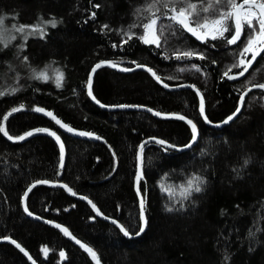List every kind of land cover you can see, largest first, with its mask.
<instances>
[{
	"label": "trees",
	"instance_id": "trees-1",
	"mask_svg": "<svg viewBox=\"0 0 264 264\" xmlns=\"http://www.w3.org/2000/svg\"><path fill=\"white\" fill-rule=\"evenodd\" d=\"M150 2L0 0V25L43 29V36L40 31L28 37L23 34L7 46L0 41V125L13 137L10 140L0 133V239L15 241L37 264L93 262L56 229L25 215L21 200L33 183H63L75 195L90 200L103 217L116 220L135 235L141 225L134 192L139 146L151 138L173 147L191 142V129L180 120L95 107L87 98L86 86L96 63L110 61L129 69L142 65L169 87H196L204 99L205 115L214 124L236 111L245 89L264 83V51L250 66L245 65L248 71L243 76L238 75L243 67H232L244 59L239 53L251 33L247 26L232 45L220 38L198 40L175 24L165 27L159 48L135 37L123 43L129 26L145 22L143 17L149 15L138 18L136 10ZM192 2L199 8V0ZM226 7L227 0H222L218 9ZM53 19L56 27L48 23ZM158 23L167 26L171 21ZM132 31L139 35L143 29ZM230 35L231 31L225 33ZM186 50L205 59L176 58ZM230 68L229 75L237 79L224 75ZM41 72L47 74L46 80L36 78ZM60 73L63 80L57 87L55 78ZM92 93L105 106H138L161 115H183L196 124L198 138L184 152L158 144L145 148L139 189L146 228L136 239H126L97 219L87 204L57 187L38 186L30 192L26 207L32 216L67 228L96 253L99 264H264L263 92L250 93L238 117L221 129L203 123L193 92H168L142 71L122 74L102 69L93 80ZM21 105L20 111L12 112ZM48 112L95 139L66 134ZM27 132L33 135L25 136ZM19 136L25 138L15 139ZM245 158H250L247 166ZM194 176L204 180L202 190L183 199L182 188ZM169 207L173 210L168 211ZM0 264L28 263L11 244L1 243Z\"/></svg>",
	"mask_w": 264,
	"mask_h": 264
},
{
	"label": "snow or ice",
	"instance_id": "snow-or-ice-1",
	"mask_svg": "<svg viewBox=\"0 0 264 264\" xmlns=\"http://www.w3.org/2000/svg\"><path fill=\"white\" fill-rule=\"evenodd\" d=\"M222 2V0H199V8L198 4L195 2H192V0H151L150 3H148L146 6L142 8H138L136 10L138 18L140 16H143V13H148V16H144L143 20L145 22H142L140 24H132L129 26V29L124 32V36L126 39H124L123 43H127L129 40L133 39V37L139 39L144 44H151L155 45L156 47H161V39L164 36L165 27L172 28V25H178L181 29L184 31H187L191 33L193 36H195L198 40L204 41L208 37H210L212 40H216L218 38L225 39V42L229 45L236 44L237 41L240 39L241 34L243 32L244 25H247V27L251 30L250 35L246 38V43L243 46L242 50L240 51L239 55L241 57H245L246 54L250 53L252 54L251 60L240 59L236 64L232 65L233 68L235 67H243V71H241L238 75L243 76L245 72L248 71V67L245 66L251 65L253 61L256 60V57L264 51V0H242V3L237 4L236 0H227V7L225 9H218L219 4ZM245 5L248 7L245 8ZM95 7L99 8V5H95ZM256 9H259V11H256ZM210 11H214L216 14L214 16L207 15ZM93 18L95 17V13L92 14ZM164 19H167L171 21L170 24L167 26L163 25L162 23H158ZM229 21H232V25L230 27ZM3 23V17H0V24ZM48 23L51 24L52 27H56L57 21L55 19L49 21ZM29 26L26 25H20L16 28V31L24 33L26 29H28ZM105 28L108 27V25H104ZM142 28L143 31L141 34L137 35L135 32L132 31L133 28ZM32 32L40 31L41 36H43V29L38 28H32ZM231 31V35L229 37H225V33H228ZM14 38V37H13ZM5 46H7L5 44ZM122 46V45H121ZM23 47V45H21ZM115 47V45H113ZM188 58L191 59L193 57H196L198 59H205V56L201 53H197L191 50H186L181 52H178L176 55L177 59L181 58ZM24 59H27L26 57ZM107 63L111 67H116L117 65L110 61H103L100 64L95 65V67L92 69V72L96 71V68L101 67V64ZM135 63V62H133ZM137 67H143L142 65H137ZM193 68H196L197 71H199V67L196 65L192 66ZM121 71H131L133 69L129 68H121ZM147 71H152L151 69H146ZM183 70V69H181ZM231 71V68L228 69L224 73L225 76H227L228 79L234 80L237 79L238 76L235 75H229V72ZM153 76L157 79V81H160V78L153 72ZM37 79H47V74L41 72L39 76L36 77ZM57 87L61 86L62 80H63V74L60 73L55 78ZM187 87H192L191 85H186ZM164 87H168L167 84L164 85ZM254 87H259L260 89H264V83H260L258 85H254ZM252 89L249 88L248 91H251ZM88 94L92 95V83H91V76H89L88 81ZM199 94V93H198ZM0 95H3V93H0ZM247 95V92H245L243 95L240 96V101L243 103L244 96ZM120 107H128L126 105H121ZM23 108L21 105L20 108H13L12 112H18ZM34 111L37 112H43L44 109L42 108H36ZM148 111H151V109H148ZM199 111L201 116H204L205 113V105H204V99L203 96H201L200 99V106ZM240 111V108L238 107L236 112L238 113ZM48 116H51L54 120H56V123L59 124L61 127L66 128L68 131H74L73 129L69 128L67 125L62 124L56 117L52 116V113L48 112L45 113ZM155 115H160V113H154ZM8 115H11L9 113ZM235 115V113L233 114ZM165 118H175L179 120H186V122L191 126L192 130V141L195 142L197 138V126L192 122L190 119H186L183 115H177L173 114L171 117H165ZM205 120L207 121V117L204 116ZM233 116H229L228 120H231ZM4 120L8 119V116L3 117ZM227 123V120L225 121ZM37 132L42 131H48L47 129H37ZM0 133H3L5 136H8V139H13L12 136L8 134L5 127L3 125H0ZM81 136H92V133H86V132H79L77 133ZM33 135L32 132H27L25 136H31ZM49 135L56 136L55 132L49 131ZM25 136H19L15 139L17 140H23ZM57 140L59 141V137L56 136ZM98 138V137H97ZM157 143L159 144H165V141L158 140ZM169 147H172V145H168ZM185 147H191V144L186 145ZM141 151L143 150V145L140 146ZM61 153L63 154V146L61 145ZM250 163V158H245L243 160V165L247 166ZM234 171H237V169H233ZM141 177L137 176V185H139ZM36 183H49L47 180L43 181H37ZM204 183V180L201 177L194 176L193 178L187 180L186 186L182 188L181 196L183 199H188L189 196L193 192H200L202 190L201 185ZM33 187H35V184H33ZM61 187L67 188L66 185H61ZM31 189H29L30 191ZM69 192H71V189H67ZM137 192L139 193V187H137ZM75 193H73L74 195ZM27 193H25V196ZM81 199H84V197H81ZM91 203V201H89ZM95 208V205H93ZM141 219L143 220V200L141 201ZM168 211H172V208H167ZM25 211L27 212L28 209L25 207ZM29 215L31 213L29 212ZM113 223H116L115 220L112 221ZM146 224V221H144ZM56 227L60 228L62 232L65 233V235H71L68 232L67 228H63L60 225H55ZM121 231L124 233L125 236H128L129 233L126 231L123 227H121ZM141 232H143V227L140 229ZM139 235V233H137ZM78 244H80V241H76ZM15 243V241H13ZM16 246L19 248L20 245L16 244ZM81 247L85 248V251H87L93 259H97L96 253L89 247H86L85 245L81 244ZM21 251H24L23 248H21ZM42 252L47 254V249L43 248L41 249ZM25 255H28L25 253ZM60 256L63 257L64 253L61 252ZM31 258V257H30ZM97 264H99V261L97 259Z\"/></svg>",
	"mask_w": 264,
	"mask_h": 264
},
{
	"label": "water",
	"instance_id": "water-1",
	"mask_svg": "<svg viewBox=\"0 0 264 264\" xmlns=\"http://www.w3.org/2000/svg\"><path fill=\"white\" fill-rule=\"evenodd\" d=\"M101 62H103V61H100V62H98V63H96L95 65H97V64H100ZM95 65L91 68V70H90V72H89V75H88V79H87V86H86V95H87V98L89 99V101L95 106V107H97L98 109H100V110H103V111H105V112H117V111H138V112H146V113H148V114H150V115H152V116H154V117H156V118H158V119H161V120H174L175 118H165L166 116L167 117H171V116H173V114H170V115H155L154 113V111H148V109L147 108H143V107H138V106H128V107H120V106H105V105H102L101 103H99L97 100H96V98L94 97V95H93V93H92V95L90 96L89 94H88V81H89V76H91V83H93V80H94V78H95V76H96V74L98 73V71H100V70H102V69H111V70H114V71H116V72H118V73H122V74H130V73H133V72H136V71H142V72H145V73H147L154 81H155V83L157 84V85H159L161 88H163L164 90H166V91H168V92H176V91H181V90H189V91H191V92H193L195 95H196V97H197V100H198V105L200 106V99H201V96H202V94H201V92L196 88V87H194V86H192V87H187L186 85H189V84H183V85H178V86H175V87H164V83L160 80L159 82L157 81V79L153 76V71H147L146 69H149L148 67H145V66H143V67H134V68H132L133 70H131V71H127V72H125V71H121L120 69H121V67L120 66H116V67H111V66H109L107 63H104V64H101V67H99V68H96V71L95 72H92V69L95 67ZM249 88H251L252 90L251 91H248V89ZM256 91H261V92H263L264 93V89H260L259 87H254V85L253 86H250V87H248L247 89H245L244 91H243V93L241 94V95H243L245 92H247V95L246 96H244V101H245V99H246V97L250 94V93H252V92H256ZM199 93V94H198ZM244 101H243V103H241V101H240V99H239V103H238V107L240 108V111L237 113L236 111L234 112L235 113V115H231V116H233V118L231 119V120H228V118H226L225 120H223L221 123H216V124H214V123H211L208 119H207V121L205 120V118H204V116H206L205 115V113H204V116H201V114H200V111H199V116H200V118H201V120L203 121V123L207 126V127H209L210 129H221V128H224V127H226V126H228L229 124H231L237 117H238V115L241 113V110H242V108H243V104H244ZM204 105H205V103H204ZM237 107V108H238ZM237 110V109H236ZM51 117V116H50ZM52 118V117H51ZM53 119V118H52ZM177 120H179V119H177ZM227 120V123H225V121ZM180 121H182L183 123H185L186 125H188L189 127H190V129H191V126L186 122V120H180ZM195 124V123H194ZM60 126V125H59ZM61 127V126H60ZM61 129H62V131L63 132H65L66 134H69V135H72V136H74V137H80V138H90V139H95V137L92 135V136H87V135H85V136H81V135H78L77 133H79V132H76V131H68L66 128H63V127H61ZM191 132H192V130H191ZM197 133H198V129H197ZM197 138H198V134H197ZM197 138H196V140H197ZM195 140V141H196ZM157 139H153V138H151V139H147L146 141H144L141 145H143V150L141 151V148H140V146H139V149H138V151H137V174H136V176H135V179H134V192H135V195H136V198H137V201H138V204H139V217H140V222H141V225H140V228H139V231L137 232V233H139V235H137V233L135 234V235H128V236H125L124 235V233L121 231V225L116 221V223H113L112 221H113V219H108V218H105V217H103L102 215H101V213L98 211V209L95 207H93V204H92V202L91 203H89V201L90 200H88L87 198H85L84 197V199H81V196H77V195H73V192L71 191V192H69L67 189H70L69 187H67V188H65V187H61V185H64L63 183H60V182H58V183H52V182H49V183H33V184H35V187H33V184L26 190V192L25 193H27V195L25 196V193H24V195H23V197H22V200H21V204H22V209H23V212L25 213V215L27 216V217H29V218H31V219H33V220H36V221H39V222H42V223H44V224H46V225H49V226H51V227H53L54 229H56L62 236H63V238L64 239H66L70 244H72L73 246H75L76 248H78L80 251H82L92 262H93V264H97V259H93V257L87 252V251H85V248H83V247H81V244H83V243H81L80 242V244H78L76 241V239L72 236V235H65V233L64 232H62L61 231V229L60 228H58V227H56L55 225H57V224H54V223H51V222H47V221H44V220H42V219H40V218H37V217H34V216H32V215H29V212L27 211H25V207H26V201H27V197H28V195L30 194V192L34 189V188H36V187H38V186H46V187H50V188H60V189H62L68 196H70V197H72L73 199H75V200H78V201H81V202H83V203H85V204H87L89 207H90V209L93 211V213H94V215H95V217L97 218V219H99V220H101V221H104V222H106V223H108V224H110V225H112L114 228H116L126 239H136V238H138L139 236H141L142 234H143V232L145 231V228H146V224L144 223V221H146V216H145V213H144V201H143V217H144V219L142 220L141 219V211H142V209H141V201L143 200V197H142V195H141V192H140V189H139V193L137 192V187H139V185H137V176L139 175L140 177L142 176L141 175V159H142V154H143V152H144V150H145V148L147 147V145H150V144H158V145H161V146H163V147H165V148H167V149H169V150H171V151H173V152H184V151H187V150H189L193 145H194V143L195 142H193L192 141V138H191V142L189 143V144H191V147H169L168 145H165V144H159V143H157ZM188 144V145H189ZM141 180V179H140ZM139 183H140V181H139ZM29 189H31L30 191H29ZM62 227V226H61ZM143 227V232H141L140 231V229ZM64 228V227H63ZM69 232V231H68ZM70 233V232H69ZM1 243H8V244H11L22 256H23V258L27 261V263L28 264H37L32 258H30L31 256L24 250V251H21V246L18 248L17 246H16V242L15 243H13V241L12 240H10V239H0V244ZM84 245V244H83ZM86 246V245H85ZM87 247V246H86ZM25 253H27L28 255H25ZM97 257V256H96ZM99 261V260H98Z\"/></svg>",
	"mask_w": 264,
	"mask_h": 264
},
{
	"label": "rangeland",
	"instance_id": "rangeland-1",
	"mask_svg": "<svg viewBox=\"0 0 264 264\" xmlns=\"http://www.w3.org/2000/svg\"><path fill=\"white\" fill-rule=\"evenodd\" d=\"M247 7L248 6L245 5V8H247ZM256 11H259V9H256ZM228 23H232V21H229ZM244 26H247V25H244ZM17 27L18 26H15V24H13L12 27H8V28L0 25V41L3 44H6L8 42L11 43V42L17 41L18 38L21 37L23 34H28L27 35V37H28L29 35L30 36L31 35H35L38 32V31L32 32L31 29H26V31L24 33H21V32L16 31V28ZM9 28H11V29H9ZM208 38H210V37H208ZM147 45H151V44H147ZM247 57H248V59H250V57H252L251 52L248 53V54H246V56L244 57V59L247 58ZM17 82H18V80H17ZM48 135H49V132H48ZM50 136H52L56 141H58L57 138H56V136H53V135H50ZM43 255L46 256L45 253H43Z\"/></svg>",
	"mask_w": 264,
	"mask_h": 264
}]
</instances>
